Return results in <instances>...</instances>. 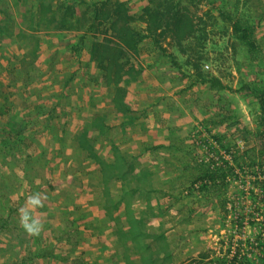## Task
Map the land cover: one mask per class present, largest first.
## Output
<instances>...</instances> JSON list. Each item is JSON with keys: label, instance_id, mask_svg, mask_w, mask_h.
<instances>
[{"label": "rangeland", "instance_id": "1", "mask_svg": "<svg viewBox=\"0 0 264 264\" xmlns=\"http://www.w3.org/2000/svg\"><path fill=\"white\" fill-rule=\"evenodd\" d=\"M217 5L253 23L264 49V0H0L1 96L12 90L19 95V86L36 85V76L48 70L37 66V50L50 58V73L67 66L73 82L83 84L92 75L81 54L90 52L93 41L106 46V38L118 40L121 29L151 35L137 52L129 50L126 67L133 69L131 84L145 89L147 98L162 94L168 113L158 115L167 125L160 131L169 133L165 150L152 154L148 166H167L172 183L163 210L171 231L184 239V264H223L241 254L257 261L264 246V173L253 166L264 159L241 156L256 146L260 106L251 92L236 91L264 85V53L250 57ZM41 30L63 41L36 44ZM66 38L79 50L65 49ZM195 74L218 78L233 90L193 84ZM206 164L235 170L217 181L219 188L203 191L197 177Z\"/></svg>", "mask_w": 264, "mask_h": 264}, {"label": "crops", "instance_id": "2", "mask_svg": "<svg viewBox=\"0 0 264 264\" xmlns=\"http://www.w3.org/2000/svg\"><path fill=\"white\" fill-rule=\"evenodd\" d=\"M40 32L36 44L61 38ZM66 40L55 49L71 50ZM81 57L92 75L83 84L67 66L50 73V58L37 50L36 65L48 70L36 85L0 94V264H184V239L163 210L167 166H148L169 139L160 131L162 94L147 98L127 73L121 111L106 70L90 52Z\"/></svg>", "mask_w": 264, "mask_h": 264}, {"label": "trees", "instance_id": "3", "mask_svg": "<svg viewBox=\"0 0 264 264\" xmlns=\"http://www.w3.org/2000/svg\"><path fill=\"white\" fill-rule=\"evenodd\" d=\"M214 7L220 12L223 18H225L230 23L231 28L238 35L241 43L246 47L248 53L250 54V57L254 60H257L258 57H260L261 54L264 53V49L256 36L257 27L248 20H244L237 14L232 13L230 10L222 8L218 5ZM49 8L50 6H46V9ZM41 11L43 12L45 11V9H42ZM41 20L42 18L36 19L37 24H40ZM0 32L2 34L3 32L2 27H0ZM118 34L120 35L118 40L105 37L106 39L110 40L106 46H105V42H100L98 40L93 41L90 47V54H91L90 60L91 62H95L96 67L98 68L101 67L106 70L105 73L106 82L108 84H114L113 89L115 90L116 94L113 100L117 101L121 111L123 110L126 111L128 109L127 103L125 101L126 84L129 83V80L124 79L125 77L124 75H126L127 73L130 74L133 69L128 68L129 71L128 72L126 71L127 68L125 69V66L127 65V61L125 60V58L127 57V55L130 54L129 50H132V52L134 51L137 52L138 51L137 46L139 45L141 40L151 37V35L142 34L141 32L135 30L132 33H129V35H125L124 29L123 30L121 29L118 32ZM85 39H86V35L80 37L81 41H84ZM73 46L74 49H76V51L79 50L76 44L75 45L73 44ZM27 75H29V72L27 73ZM196 82L207 84L210 88L213 89L233 90L231 86H227L220 79L207 78L202 76L201 74L194 75V79L192 83L195 84ZM236 91L240 93H243L245 91L251 92L257 98L260 106L259 121H260L261 129L257 134L256 146L248 150H245L244 152H242L241 156L243 159H245V156L246 158L247 157L252 158V156L256 155L257 157L260 156L261 159H264V85L263 84L259 86L254 85L249 88H246V86L243 85L242 87L237 88ZM86 143L89 145V142ZM234 170H235V166H230V172H229L228 168L227 169L214 168L210 164H206V166H203L201 174H199V176L197 177L199 180L204 181V184H202L201 189L204 191L209 187L212 190L219 188V186L217 185V181L225 182L227 176L233 173ZM208 182H212L215 184L213 185V187H211L208 185Z\"/></svg>", "mask_w": 264, "mask_h": 264}, {"label": "built area", "instance_id": "4", "mask_svg": "<svg viewBox=\"0 0 264 264\" xmlns=\"http://www.w3.org/2000/svg\"><path fill=\"white\" fill-rule=\"evenodd\" d=\"M253 166H261L262 172L264 173V164L263 163H255ZM264 177V176H263ZM260 205V204H258ZM259 258L257 261H253L249 258L248 254H241L231 257L229 260L224 262L223 264H264V246L259 247ZM247 253V252H246Z\"/></svg>", "mask_w": 264, "mask_h": 264}, {"label": "clouds", "instance_id": "5", "mask_svg": "<svg viewBox=\"0 0 264 264\" xmlns=\"http://www.w3.org/2000/svg\"><path fill=\"white\" fill-rule=\"evenodd\" d=\"M32 203H34V204L35 203H39V201L33 199ZM26 219L27 218L25 217L24 220L26 221ZM22 222H24V221H22ZM24 227L30 232L37 231L38 230V222L33 221L31 224H28V223L24 222Z\"/></svg>", "mask_w": 264, "mask_h": 264}]
</instances>
